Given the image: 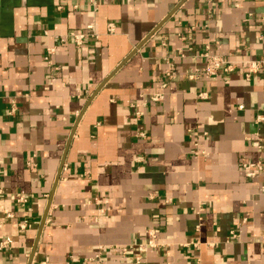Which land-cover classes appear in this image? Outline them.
I'll return each mask as SVG.
<instances>
[{
    "label": "crops",
    "instance_id": "crops-1",
    "mask_svg": "<svg viewBox=\"0 0 264 264\" xmlns=\"http://www.w3.org/2000/svg\"><path fill=\"white\" fill-rule=\"evenodd\" d=\"M58 4L0 0V264H139L151 228L142 264H264V0Z\"/></svg>",
    "mask_w": 264,
    "mask_h": 264
},
{
    "label": "built area",
    "instance_id": "built-area-1",
    "mask_svg": "<svg viewBox=\"0 0 264 264\" xmlns=\"http://www.w3.org/2000/svg\"><path fill=\"white\" fill-rule=\"evenodd\" d=\"M59 1V4H58V9L61 10L62 8H64V4H65V0H58ZM89 3L93 4L94 6H97L98 3L101 1V0H87ZM264 18V16H263ZM113 30V24L111 23L110 24V31ZM70 35H72L77 41H81L82 40V37L85 35L83 32H80V33H76L74 31H72L70 33ZM94 35V34H93ZM59 40L61 39L62 40H66L65 37L63 36H58ZM207 48L209 49V45H207ZM207 58V61H206V65L204 66V68L202 69L203 72H205L206 74L208 75H211V74H217L220 70H223V71H227V72H230L232 70L235 69V64L236 62L234 60H231V59H225L224 57H222L221 55L219 54H215V53H209L208 51L205 52L204 54ZM261 66H264V57L262 59H260L259 61H254L251 65H250V70L248 69V72H247V77L248 76H251L252 72L251 70L252 69H258L260 68ZM174 71H170L169 74L171 76L174 75ZM167 86V83H163L162 87L165 88ZM201 96L205 97L207 96V92H201ZM165 98V92L164 91H159V92H156V93H153L151 94L150 96V101H158V100H161V99H164ZM240 107H243V105H240ZM79 115L81 116L82 113L80 111H78ZM81 113V114H80ZM264 119V116L263 115H258L257 117V121H261ZM145 134V133H144ZM257 144H258V147L259 148H263V144H262V137L261 135H257ZM197 145L199 146V144L197 143ZM203 151V150H202ZM243 165H242V171L243 173L247 176V177H251V176H256L258 174L259 171L263 170L264 169V163L260 160L258 161H243L242 162ZM3 192V189L2 187L0 186V194ZM19 199L20 200H26V198L23 196V195H20L19 196ZM13 213L12 212H8L7 213V216H12ZM199 228L200 227V224L197 225ZM236 235V232L235 230L232 231V236L234 237ZM6 241H3L2 243H0V245H3ZM199 241H197L198 243ZM159 244L158 240H157V230L154 229V228H151L149 231H148V237L146 238V241L145 242H141L140 244H137V247H138V251H139V255L137 256V259H138V263L139 264H142L143 263V259H142V253L144 251H146L149 247H155ZM128 249V247L126 246H123L122 248V251H126ZM103 251H104V248L103 246H100L99 247V251L95 254V256H92V257H87L85 259V263L87 264H105L106 263V258L103 256Z\"/></svg>",
    "mask_w": 264,
    "mask_h": 264
}]
</instances>
